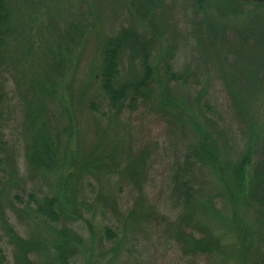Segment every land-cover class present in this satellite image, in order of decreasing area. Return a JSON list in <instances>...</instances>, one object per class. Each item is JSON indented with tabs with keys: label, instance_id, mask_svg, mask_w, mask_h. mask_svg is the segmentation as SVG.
Wrapping results in <instances>:
<instances>
[{
	"label": "rangeland",
	"instance_id": "rangeland-1",
	"mask_svg": "<svg viewBox=\"0 0 264 264\" xmlns=\"http://www.w3.org/2000/svg\"><path fill=\"white\" fill-rule=\"evenodd\" d=\"M5 5L4 264H17L13 234L39 245L31 264H51L62 229L70 264L264 262V192L252 183L255 171L264 173V64L249 46L251 5L225 17L219 0L202 9L194 0ZM255 14L264 22V3ZM123 30L148 43L152 78L149 94L116 113L98 75L104 43ZM128 53L119 63L121 80L142 70L140 58ZM205 133L216 146L217 167L205 165L196 149ZM41 140L49 156L32 167L28 157ZM245 155L242 188L229 194L231 167ZM44 198L55 199L56 222L35 211ZM187 234L210 237L214 246L192 251Z\"/></svg>",
	"mask_w": 264,
	"mask_h": 264
},
{
	"label": "trees",
	"instance_id": "trees-1",
	"mask_svg": "<svg viewBox=\"0 0 264 264\" xmlns=\"http://www.w3.org/2000/svg\"><path fill=\"white\" fill-rule=\"evenodd\" d=\"M227 7L220 10V16L228 15L236 16L244 13L241 10L243 5H251L249 10V21H251L250 31L252 32L251 46L252 56L258 63L264 64V22L261 21L260 15L255 14L259 11L263 2L253 1H231L219 0ZM197 8L202 9L207 0H194ZM246 12V11H245ZM7 10L5 0H0V23L6 17ZM148 43L141 37H136L131 31L123 30L119 35L109 38L101 49V65L98 75V82L102 93L107 98L108 104L112 110L119 113L127 104H131L137 95L144 96L150 93L152 72L148 64ZM124 51L129 52V57H139L142 63V70L131 80L119 79V63L122 59ZM172 76V74H170ZM95 78V77H94ZM174 79H179L173 77ZM211 141V144L209 143ZM45 144L41 140V144L36 146L30 154L29 163L32 167L44 164L45 157H48L47 150L44 148ZM201 161L209 167H217V149L212 139L205 133L200 134L199 141L196 145ZM248 163V156L242 157L237 163L231 167L229 178L231 183L226 185L227 192L231 194L233 191H240L244 181V168ZM256 170V169H255ZM253 188L259 187L264 192V173L259 170L255 171L252 178ZM187 186V185H186ZM181 188V187H180ZM179 191V186L177 187ZM253 191V189H252ZM251 191V192H252ZM187 194V192H185ZM35 211L50 220L56 222L58 214L56 213L55 199L44 198L41 203H35ZM59 238L52 243L55 254L52 256L51 264H70L71 252L67 246L70 244L69 235L62 229L58 231ZM13 243L16 249L17 264H31L29 254L38 248V244L32 240L19 238L13 234ZM185 241L188 243L192 251L210 252L214 246V241L210 237H197L193 234H187ZM44 249L47 248L43 244ZM0 264L3 263V252L0 248ZM264 264V262H261Z\"/></svg>",
	"mask_w": 264,
	"mask_h": 264
},
{
	"label": "water",
	"instance_id": "water-1",
	"mask_svg": "<svg viewBox=\"0 0 264 264\" xmlns=\"http://www.w3.org/2000/svg\"><path fill=\"white\" fill-rule=\"evenodd\" d=\"M231 1H253V2H263L264 0H231Z\"/></svg>",
	"mask_w": 264,
	"mask_h": 264
}]
</instances>
